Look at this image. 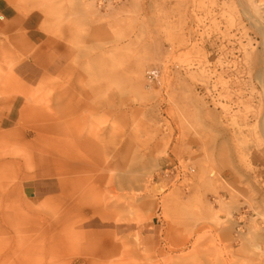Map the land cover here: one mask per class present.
<instances>
[{
    "label": "rangeland",
    "instance_id": "rangeland-1",
    "mask_svg": "<svg viewBox=\"0 0 264 264\" xmlns=\"http://www.w3.org/2000/svg\"><path fill=\"white\" fill-rule=\"evenodd\" d=\"M47 1L0 0V264H81V239L69 229L80 216L63 218L70 197L60 196V176L35 186L23 178L38 168L23 152L38 154L36 147L49 158L89 161L88 171L60 178H73L74 198L106 194L129 222L117 236H126L127 251L101 264H212L227 243L224 218L211 212L220 209L217 192L228 201L236 191L245 222L256 217L264 227L256 214L264 206V136L246 130L245 140L232 141L227 132L226 89L244 78L231 65L238 42L264 48L238 2L198 0L195 14L178 0ZM183 27L194 31L185 46ZM31 61L40 66L34 80L20 75ZM260 92L247 90L244 100L257 104ZM27 105L36 112L24 115ZM38 127L43 138L32 147ZM42 182L55 186L38 197Z\"/></svg>",
    "mask_w": 264,
    "mask_h": 264
},
{
    "label": "bare ground",
    "instance_id": "bare-ground-1",
    "mask_svg": "<svg viewBox=\"0 0 264 264\" xmlns=\"http://www.w3.org/2000/svg\"><path fill=\"white\" fill-rule=\"evenodd\" d=\"M178 1L185 5L188 4L186 6V10H192L191 12L195 14L200 5L198 0ZM231 1L233 2V0ZM8 2L15 4L16 0H8ZM236 2H238V4L241 6L246 19L259 27V30L264 36V25L261 21L264 13V3L261 0H236ZM39 4L44 6L48 4V1L39 0ZM86 6L90 10L93 9V5L90 4V2L86 3ZM185 30L186 27H183L180 33V40L184 46L188 44V41L191 39L190 36H192L194 32L193 30H189V32ZM236 36L237 33H234L230 38L235 39ZM253 43L254 42L250 41V45H247L244 44L243 41H239L238 50L240 51L241 58L239 56L238 62L235 60H233L234 62H231L232 66H236V63L240 65V71H238V73H242L244 76V78H241V85L239 84L237 89L234 88L232 83L229 84L226 89V93L230 96L228 105L226 107V113L230 115L229 117L231 118V121H229L227 124V132L229 133L228 136L232 141L245 140L247 137L246 130H249L250 134L264 136V48L262 52H258ZM232 45L233 48H231L230 51L235 48L234 43ZM196 47L197 46H193L192 48L194 49ZM185 70L187 71L186 68ZM246 78H248V80H245ZM43 80L44 79L42 77V81ZM258 85L261 87V92L259 93L260 97L257 104L252 103L249 98L244 100L245 95H247L246 91L250 90V92H253L255 87H258ZM209 92L211 93V90H209ZM236 94L239 96L234 98ZM27 106L28 107L24 109V115H32L36 112L35 107L31 105ZM243 108H245V111H243ZM249 112H251V114H248ZM198 113L199 111H197L195 114L197 115ZM238 115H240L242 119L240 122H237ZM41 129V127H38L35 130L36 141H29L27 143L28 145H31L32 147L38 146L37 144L39 143V140L43 138ZM53 131L55 132L56 130ZM36 149L38 150V154L33 152L29 153L28 151L23 152V155L25 156L24 158H26V160L29 162V167L35 168V166H38L34 172L32 171V173L28 174L25 173L23 176L24 179H27V185L29 186L37 185L39 177L42 179L52 175H59L61 177V174L64 175L66 173L77 171L85 172L90 168V162L85 158L83 159L76 155L71 156L69 159L57 157L49 158L51 156L41 154L45 151L44 149L40 147H36ZM52 153L55 154L54 152ZM56 162H58V165ZM250 172H252L254 176L259 173L258 169L256 170V168H251ZM60 177L58 184L62 189L60 196L66 199L67 197H70L65 208L66 211L63 218L65 219L67 217L68 219L70 213H77L80 216L78 229L75 230L74 227L69 229H72L71 236L74 237V235H77L81 239V264H101L102 260L112 258L121 249H123V251H127L125 245L127 242V240H125L126 236L122 237L120 241L117 236L120 232L130 229V225L129 222L125 221V215H122L120 212H118L117 204L114 205L106 201L108 200L106 194L98 191L90 192V195L89 193H83L80 194L81 196L78 195L74 198L73 196L75 193L73 191V178ZM42 185L43 187L38 189V197L42 196L46 190H51L55 186L53 182H42ZM4 195L5 192H3L0 187V201L3 199ZM226 197H224L223 194L217 192L216 202L219 204L220 209L215 210L214 207H212L211 210L217 220H222L224 218V222H226V224L222 226L221 229L222 239L227 242L224 246L226 253L223 254L220 259H216L212 264H264V227L258 228V225L256 224V217H252L251 223H249V225L245 222L246 217L241 211V202L236 191L230 190L228 201L226 200ZM246 203L248 206L253 207L251 201L246 200ZM33 206V203L26 202V207L28 210H34ZM254 208L257 209V207ZM220 210L224 213L225 217L221 216L219 213ZM256 214L257 216H262L264 219V206L263 210H257ZM61 220L62 218H60V221ZM242 222H245V225L248 226L247 232L242 229ZM100 227L114 228L99 229ZM0 232L4 233L1 230ZM56 244L61 245L59 242H56ZM215 247L216 244L214 245V248ZM193 251L195 255V252L198 250L196 247H194Z\"/></svg>",
    "mask_w": 264,
    "mask_h": 264
},
{
    "label": "crops",
    "instance_id": "crops-1",
    "mask_svg": "<svg viewBox=\"0 0 264 264\" xmlns=\"http://www.w3.org/2000/svg\"><path fill=\"white\" fill-rule=\"evenodd\" d=\"M5 16L1 17V19H4ZM30 19V20H29ZM28 19V22L30 21V23H26L28 24L27 26H30V28L32 29L33 27H35V25L33 26L32 22H31V18L29 17ZM39 65L37 62H33L31 61L30 63L29 62H26L24 64H22V66L20 67V75H26L28 76L29 78H31V80H34V79H37L38 76H39ZM26 73V74H23V73Z\"/></svg>",
    "mask_w": 264,
    "mask_h": 264
}]
</instances>
